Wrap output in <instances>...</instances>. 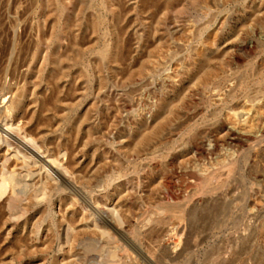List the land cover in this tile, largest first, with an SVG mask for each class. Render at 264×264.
I'll list each match as a JSON object with an SVG mask.
<instances>
[{
  "label": "rangeland",
  "instance_id": "rangeland-1",
  "mask_svg": "<svg viewBox=\"0 0 264 264\" xmlns=\"http://www.w3.org/2000/svg\"><path fill=\"white\" fill-rule=\"evenodd\" d=\"M17 103L55 167L115 175L105 208L136 242L113 264H264V0H0V118ZM2 216L0 264L106 263L104 239L59 252Z\"/></svg>",
  "mask_w": 264,
  "mask_h": 264
},
{
  "label": "bare ground",
  "instance_id": "bare-ground-1",
  "mask_svg": "<svg viewBox=\"0 0 264 264\" xmlns=\"http://www.w3.org/2000/svg\"><path fill=\"white\" fill-rule=\"evenodd\" d=\"M21 106V103L13 104L0 118V123H4V127H0V147L2 143L7 142L5 144L13 149L12 152L7 150L6 154L0 152V201H2L0 210L5 222L15 228L31 222L30 233L33 236L40 235L43 225L47 224L46 226L62 239L61 241L59 239L60 244H55L59 252L64 250V246L70 245L72 234L75 232L76 237L83 236L86 240L85 242L81 240L84 243L76 248L90 255L101 251V248L107 244L104 248V254L107 255V257L105 255L107 260L104 258L105 264L118 263L119 257H116V253L122 249V246L117 241V236L123 237L126 242L136 241L133 232L128 233L123 227L124 219L110 215L105 208L104 200H107L111 194L110 186L114 182L115 175H105V178H101L96 172L95 164L83 166L76 160L73 162V154L69 150L64 156L68 155L72 162L69 164L68 159V165L64 168L55 167L60 163L62 151L60 152L56 147L49 148L45 142L47 131H40L42 137L40 140L32 139L33 143L39 144V148L35 149L30 143L29 133L21 134L27 125L26 118L22 120L23 126L20 131H16L15 128L13 130L19 121L13 118H18ZM10 114L12 119L8 117ZM33 120L35 119L32 117L29 123ZM88 121L87 113L77 123L75 141H82L84 147L88 146L90 138L89 133L83 135V128ZM164 127L165 124L160 123L159 129ZM60 146L58 147L61 148ZM55 204L60 205L64 212L59 219L54 213ZM112 213L114 214L113 211ZM77 214L82 215L80 221L76 220ZM37 215H39L38 220L34 222L33 219ZM103 239L106 241L105 244L101 241ZM73 249L74 246L71 250ZM101 252L104 255L103 251Z\"/></svg>",
  "mask_w": 264,
  "mask_h": 264
}]
</instances>
